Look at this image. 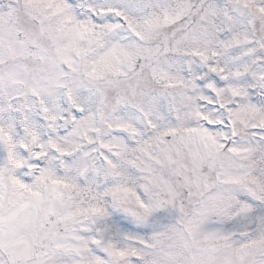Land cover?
Here are the masks:
<instances>
[{
  "label": "snow or ice",
  "instance_id": "snow-or-ice-1",
  "mask_svg": "<svg viewBox=\"0 0 264 264\" xmlns=\"http://www.w3.org/2000/svg\"><path fill=\"white\" fill-rule=\"evenodd\" d=\"M0 264H264V0H0Z\"/></svg>",
  "mask_w": 264,
  "mask_h": 264
}]
</instances>
